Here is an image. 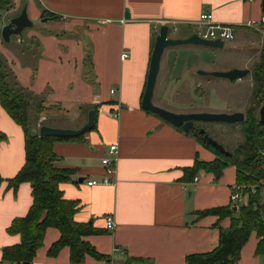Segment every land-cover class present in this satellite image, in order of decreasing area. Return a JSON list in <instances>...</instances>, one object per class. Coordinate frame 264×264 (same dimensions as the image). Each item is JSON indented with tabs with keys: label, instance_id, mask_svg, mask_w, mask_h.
Segmentation results:
<instances>
[{
	"label": "crops",
	"instance_id": "1",
	"mask_svg": "<svg viewBox=\"0 0 264 264\" xmlns=\"http://www.w3.org/2000/svg\"><path fill=\"white\" fill-rule=\"evenodd\" d=\"M22 1L12 0L7 13L16 15L26 4L33 25L22 31L21 40L11 35L9 42H3L0 36V52L19 84L43 99L38 113L29 111L32 127L38 129L44 122L77 128L85 123L88 110L95 109L94 127L80 138L56 140L52 145L54 165L73 170L71 180L60 182L59 188L65 198L78 203L74 219L99 230L85 239L110 258L105 262L86 255L81 264H185L186 254L214 248L220 229H227L230 219L218 220L215 214L197 216L196 211L232 204L235 166L224 167L218 179L200 169L191 180H184L185 167L195 159L212 160L215 153L192 133L143 109L141 97L160 26L175 21L174 37H187L207 28L199 16L210 12L213 24L231 29L230 47L206 65L185 63L183 68L238 67L249 72L233 81L214 75L196 81L189 72L191 81L181 85V91L195 82L198 109L212 105V110L244 113L253 96V88H245L249 83L245 77L251 74L264 43V22H258L264 15L261 0ZM43 10L54 17L43 21ZM249 21L253 25H247ZM171 47L160 60L154 103L161 93L157 88L165 80L178 85L181 79L172 74ZM205 47L217 53L222 50ZM122 53L127 55L122 58ZM0 131L6 136L0 141V264H12L2 259V248L19 242L20 236L6 228L14 217L27 212L32 196L27 181L15 189L8 185L7 179L25 161L24 132L1 104ZM111 144L116 145L115 153H109ZM105 156L116 158L113 183L88 185L87 180L102 179ZM106 215L113 217V229L105 227ZM58 237L57 228L45 230L32 264H73L67 246L54 256L47 254ZM258 239L252 231L236 264H264V256L255 253Z\"/></svg>",
	"mask_w": 264,
	"mask_h": 264
},
{
	"label": "trees",
	"instance_id": "2",
	"mask_svg": "<svg viewBox=\"0 0 264 264\" xmlns=\"http://www.w3.org/2000/svg\"><path fill=\"white\" fill-rule=\"evenodd\" d=\"M12 5V0H0V29L5 12ZM41 16L54 17L45 10ZM250 71L255 89L244 119L238 121L243 141L234 151L229 150L231 153L226 155L214 148L199 132L200 126L196 123L186 131L195 135L205 147L212 150L215 157L212 160L195 159L192 166L183 169V179L191 180L200 169L212 172L214 178L218 179L224 167L234 165L235 183L244 186L242 193L246 198L236 209L232 204H226L196 211L197 216L215 214L218 220L229 217L230 225L227 229H220L218 244L214 248L186 254L185 264H236L241 247L252 231H255L259 238L255 253L264 256V193L260 191L264 180V121L260 122L254 112L264 101V43L260 47L258 61ZM42 101L41 97L19 84L0 52V104L21 125L25 149L23 165L7 181L14 189L20 182H29L32 196L27 212L14 217L6 228L9 233L19 234L20 241L4 246L2 259L12 264H32L36 250L43 243L45 230L48 227H55L59 230V237L49 246L48 255L54 256L62 247L67 246L69 260L73 264L83 263L86 255L109 262L107 254L99 252L85 239V236L98 233L99 230L90 223L74 219L78 203L76 200L65 198L59 188L60 182L71 180L73 170L56 167L53 163L56 159V154L52 151L53 142L77 139L83 133L73 137L39 135L38 129L31 125L29 111L38 113L42 108ZM205 132L209 134L206 129ZM5 137L0 131V141ZM2 180L0 176V182ZM251 186L255 187L254 192L251 191Z\"/></svg>",
	"mask_w": 264,
	"mask_h": 264
},
{
	"label": "water",
	"instance_id": "3",
	"mask_svg": "<svg viewBox=\"0 0 264 264\" xmlns=\"http://www.w3.org/2000/svg\"><path fill=\"white\" fill-rule=\"evenodd\" d=\"M261 8L264 12V0H261ZM47 17L43 18L46 21ZM33 21L29 18L27 13L26 4L23 5L20 12L16 15L9 17L6 23H3L0 29V36L3 41L9 42L11 35H18L19 39L22 38V31L25 28L31 27ZM168 26L163 24L160 26L158 33L155 36L153 47L151 50L149 66L146 76V82L141 97V107L149 110L158 116L162 117L167 122L175 126L181 127L184 131L189 130L195 125L196 122L201 121H225V122H238L244 119L242 111L233 112H211V111H190V112H176L159 106L153 102V93L157 75L160 68V60L164 50L168 47L182 44H198L209 46L213 48H222L224 42L221 39H205L196 33L190 34L187 37H168ZM249 72L248 68L233 67L227 70H204L198 69L199 74L214 75L217 77H225L231 81L245 76ZM259 121H264V102L259 107ZM95 124V110L90 108L87 112V119L85 123L77 128L71 127H57L48 124H40L38 126L39 135L44 136H57V137H73L78 136L86 130L91 129ZM199 132L203 134L205 140L210 143L214 148L220 152L229 155L231 152L226 149L222 143L218 142L211 135L205 132V128H200ZM79 181H82L79 178ZM234 209L236 207L234 206Z\"/></svg>",
	"mask_w": 264,
	"mask_h": 264
},
{
	"label": "rangeland",
	"instance_id": "4",
	"mask_svg": "<svg viewBox=\"0 0 264 264\" xmlns=\"http://www.w3.org/2000/svg\"><path fill=\"white\" fill-rule=\"evenodd\" d=\"M24 1V0H23ZM22 1V2H23ZM8 11L5 12L4 15V23H6L7 19L11 17L10 14L7 13ZM39 21H34V23H38ZM176 34H171L172 37H174ZM231 41H225L222 50L217 53V51H209L210 48L205 47L204 45H198V44H182V45H175L172 46L169 54V64H171L172 70H175L173 75L176 74L179 76L181 79L178 82V85L174 83V81L171 80H165L160 87H158V91L161 90V93H157L158 97H156V101H161L162 107L172 110V111H179V112H190V111H211V112H227L226 110H212L211 106L209 109L203 110L202 108H197L198 105H196V85L195 82L191 83L190 85L187 86L186 89L181 91V85L186 83V81H191L190 78L187 76L189 72L192 73L193 77L197 80H200L202 78H208L210 75H203L206 77H203L199 73H197V70L200 68L193 69L194 65L196 63H200L201 65H206L207 61H212L216 58L217 55L223 54L224 50H227L230 47ZM222 52V53H221ZM260 52V51H259ZM166 54V53H165ZM175 63V65H174ZM187 63L188 66L192 65L193 67L190 70H185L183 68V64ZM177 66V67H173ZM250 65V63H249ZM163 70V69H162ZM165 70V66H164ZM162 72V71H161ZM162 76V73L160 74ZM250 75H247L245 77L247 82H249L245 88H253L252 90L255 89V84L254 80L250 81ZM254 84V87H252ZM179 87V88H178ZM161 88V89H160ZM160 89V90H159ZM230 92V91H229ZM228 96H230V93H228ZM253 95V94H252ZM251 98V97H250ZM250 100V99H249ZM157 104H160L156 102ZM262 101L260 105L263 103ZM200 105V104H199ZM258 105L256 109L254 110L255 115L259 117V107ZM246 109L244 110L245 114ZM46 124V123H42ZM200 128H205L209 134L216 139L218 142L222 143L223 146L230 150L234 151L235 148L242 143L243 141V134L241 130V126L239 122H225V121H201V122H196Z\"/></svg>",
	"mask_w": 264,
	"mask_h": 264
},
{
	"label": "built area",
	"instance_id": "5",
	"mask_svg": "<svg viewBox=\"0 0 264 264\" xmlns=\"http://www.w3.org/2000/svg\"><path fill=\"white\" fill-rule=\"evenodd\" d=\"M211 17L212 15L210 12H202L199 16V21L200 22L204 21L205 23L208 24V26L206 29L197 30L195 33L205 39H221L224 43L225 41H231L234 37L231 29L226 25L213 24L211 21ZM258 22H262V23L264 22V15L261 16ZM253 23L254 21H249L247 25H253ZM166 25L168 26L167 36L172 37L171 34H175L178 29L177 22L171 21L170 23H166ZM126 55H127L126 53H122L121 57L123 58ZM111 91L113 92L114 88L111 89ZM115 149H116V145L111 144L109 146V153H115ZM115 161L116 158H111L108 156L102 157L101 163L104 166V175L102 179L100 181L96 179H90L87 180V184L93 185L97 183H113V179H111V176L115 174ZM194 180H196V177L194 178ZM243 187L244 186L242 185H236L235 189L231 193V201L232 204L235 205V207H238V205L242 202L244 196V194L242 193ZM251 191L252 192L255 191L254 186H251ZM260 191L264 193V185H262ZM104 221H105V227L107 229L114 228L115 222L111 215H106L104 217Z\"/></svg>",
	"mask_w": 264,
	"mask_h": 264
}]
</instances>
